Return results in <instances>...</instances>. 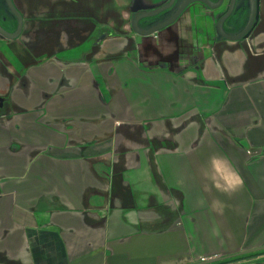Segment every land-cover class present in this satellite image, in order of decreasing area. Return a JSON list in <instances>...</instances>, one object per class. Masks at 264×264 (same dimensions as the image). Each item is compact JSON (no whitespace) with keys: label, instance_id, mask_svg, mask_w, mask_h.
I'll use <instances>...</instances> for the list:
<instances>
[{"label":"crops","instance_id":"crops-1","mask_svg":"<svg viewBox=\"0 0 264 264\" xmlns=\"http://www.w3.org/2000/svg\"><path fill=\"white\" fill-rule=\"evenodd\" d=\"M18 1L34 13L28 47L0 65L34 63L0 71V264H194L264 247V46L214 50L189 19L129 38L119 0ZM46 12L50 31L63 23L51 48L33 31ZM99 24L111 34L86 43Z\"/></svg>","mask_w":264,"mask_h":264},{"label":"flooded vegetation","instance_id":"flooded-vegetation-1","mask_svg":"<svg viewBox=\"0 0 264 264\" xmlns=\"http://www.w3.org/2000/svg\"><path fill=\"white\" fill-rule=\"evenodd\" d=\"M14 6L16 9L20 12L22 15V27L20 33H18V36L14 38H7L5 37L4 34L0 32V60L4 57V55H7L5 50H10L14 48L17 44H25L24 42L27 40L26 38L29 35V26L27 23V17L34 18V13H31V15L26 14L25 9L22 8L21 4L19 3L18 0H12ZM122 2L120 8L122 12L126 13L125 18H122V25L121 28L130 38V34L132 33H137L132 25V19L134 17V8L137 6H150L152 4H156L161 2L162 0H119ZM197 3V4H196ZM195 4H189L187 5L181 12L180 15L178 16L177 20L168 25L167 27H164L163 29L159 30H167L171 28L173 25L178 24L179 22L183 21L184 19H189V20H195L194 26L197 27V29L200 31V33H203L205 36V41L199 42L201 44H204L206 47H213L214 50H219L221 47H224L225 43L228 40H219V34L217 33L216 30V20L212 18V16H219L221 15H226L228 13H232L231 21L228 22L226 21L224 23V28L227 31H237L239 29H242L248 22V19L250 17V14H254V23L250 29L249 35L246 38H243L241 40H247L249 44L251 42H255V46H264L263 41H258L257 37L260 36L262 33L264 34V0H212L210 2L211 5H218L219 7L215 10L209 9L207 5L203 2H196ZM154 10V9H152ZM88 14H94L93 10L90 8L88 9ZM143 11V10H141ZM150 11V10H149ZM146 12V10H145ZM168 13V11H162L160 13V17L162 19L165 17V15ZM52 14V13H51ZM49 12L45 13V25L42 26L39 31L37 29H33V31H36L37 34L43 33L42 39H43V46L46 48L49 46L51 48L52 46V41L55 40L54 36L52 33H54L55 28L63 24L60 21H52V24L54 25L53 30L50 31V21L52 20ZM69 15L67 14L64 17H62V20H68ZM71 16V15H70ZM170 15L168 14L166 17H169ZM229 18V19H230ZM217 19V18H216ZM228 19V20H229ZM61 20V19H60ZM72 21V20H69ZM125 26L126 29L124 28ZM19 27V18L18 16L13 13L9 6L7 5L5 0H0V29H4L8 33H15L17 32ZM141 28L148 27V23L145 22V20L141 23L140 25ZM239 27V28H238ZM59 28V27H58ZM1 29V30H2ZM157 31V32H159ZM157 32H154L150 35H153ZM106 34H111V32H106ZM140 35V34H139ZM143 36V35H141ZM49 40V41H48ZM48 41V42H47ZM240 40L232 41V42H237ZM27 43V41H26ZM24 47L28 45L25 44L23 45ZM39 48V44H38ZM200 48V47H199ZM230 48L234 49L235 46L232 45ZM12 53V52H11ZM13 54V53H12ZM14 55V54H13ZM48 56L47 52L45 56ZM46 56V57H47ZM1 63H4L0 61ZM34 63L32 59H26L22 64L19 63L16 66L15 64L13 65L14 71L11 72L7 66L4 64L0 65V71L3 73L5 76L9 77L10 79L13 78V74L15 75H24L27 68L29 67V64ZM5 99H3V96H0V112L4 111V102Z\"/></svg>","mask_w":264,"mask_h":264},{"label":"water","instance_id":"water-1","mask_svg":"<svg viewBox=\"0 0 264 264\" xmlns=\"http://www.w3.org/2000/svg\"><path fill=\"white\" fill-rule=\"evenodd\" d=\"M7 5L9 6L10 10L15 13L18 18H19V27L17 32L15 33H8L4 29H0V32L5 35L7 38H14L18 36V33L21 31L22 27V15L20 12L16 9V7L13 4L12 0H5ZM203 2L207 5L209 9H217L219 6L218 5H211L210 2L212 0H162L159 3L152 4L150 6H137L134 8V17L132 19V25L134 30L139 33L140 35L147 36L150 35L154 32H157L164 27H167L168 25L174 23L178 16L180 15V12L189 4H195L196 2ZM197 4V3H196ZM154 9V10H152ZM143 10V11H141ZM146 10V12H145ZM150 10V11H149ZM168 11V13L165 15V17L162 19L160 17V13L162 11ZM170 15L169 17H166L167 15ZM232 17V13H228L226 15H221L219 16H212L216 20V30L217 33L219 34V40H228V41H236V40H241L243 38H246L249 35L250 29L254 23V14H250V17L248 19L247 24L242 28L237 31H227L224 28V23L226 21L230 22ZM217 18V19H216ZM230 18V19H229ZM229 19V20H228ZM145 20L146 23H148V27L141 28L140 25L141 23ZM259 250H264V247L258 249V250H251V251H245L242 252V254H248L251 252L259 251ZM223 257H216L213 259H208V260H203L199 261L194 264H212L215 263L219 260H222Z\"/></svg>","mask_w":264,"mask_h":264},{"label":"rangeland","instance_id":"rangeland-1","mask_svg":"<svg viewBox=\"0 0 264 264\" xmlns=\"http://www.w3.org/2000/svg\"><path fill=\"white\" fill-rule=\"evenodd\" d=\"M62 1H63L62 3V7H63V4L66 0H62ZM70 3H71L70 7L74 9L81 8L82 7L81 3L89 4L87 0H70ZM108 31L109 29L106 26L99 24L94 34L89 38V40L86 43L94 44L96 41H99ZM61 55L64 56V54Z\"/></svg>","mask_w":264,"mask_h":264},{"label":"trees","instance_id":"trees-1","mask_svg":"<svg viewBox=\"0 0 264 264\" xmlns=\"http://www.w3.org/2000/svg\"><path fill=\"white\" fill-rule=\"evenodd\" d=\"M263 254H264V250H259V251L248 253L245 256H239V257H234V258H225V259L217 261L216 263H213V264L226 263V262L236 261V260L245 259V258H252V257H256L258 255H263Z\"/></svg>","mask_w":264,"mask_h":264}]
</instances>
